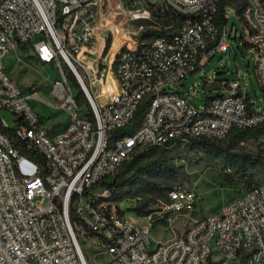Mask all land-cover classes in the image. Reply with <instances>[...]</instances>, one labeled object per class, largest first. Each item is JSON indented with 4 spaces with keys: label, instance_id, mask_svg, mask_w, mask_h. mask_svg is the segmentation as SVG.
I'll return each mask as SVG.
<instances>
[{
    "label": "built area",
    "instance_id": "1",
    "mask_svg": "<svg viewBox=\"0 0 264 264\" xmlns=\"http://www.w3.org/2000/svg\"><path fill=\"white\" fill-rule=\"evenodd\" d=\"M96 1L0 0V264H89L82 233L101 246L95 258L108 255L106 264H264V180L198 218L197 192L177 182L168 201L143 217L147 223L129 219L123 202L103 184L124 161L151 147L221 140L234 127L264 124V100L250 105L240 79L209 81L224 92L201 109L174 86L211 55L231 48L228 24L222 30L216 24L221 0H164L185 19L150 42L120 48L111 64L117 88L103 104L95 100L91 77L100 67L78 59L90 54L97 38ZM243 1L241 14L233 5L227 10L239 18L244 41L255 50L264 95V0ZM141 11L152 19L149 9ZM23 45L60 70L51 91L70 115L61 128L45 124L32 104L36 90L18 86L7 70L6 55ZM144 99L149 105L142 125L131 134L116 133ZM1 111L15 116L14 125ZM163 217L171 227L177 219L185 227L157 241L152 227Z\"/></svg>",
    "mask_w": 264,
    "mask_h": 264
},
{
    "label": "rangeland",
    "instance_id": "2",
    "mask_svg": "<svg viewBox=\"0 0 264 264\" xmlns=\"http://www.w3.org/2000/svg\"><path fill=\"white\" fill-rule=\"evenodd\" d=\"M96 2L98 34L96 41L93 42L88 51L92 56L83 52L86 56L82 57L81 54L79 58L83 61L89 58L95 66L100 67H96L99 72L96 75V82H94V93L100 95L99 101L103 104L108 100L107 93L116 90L117 77L111 69L114 55H110L113 47L116 48L115 39L122 33L125 36L119 41L117 48L124 45L134 47L138 43L142 44L141 32L150 28L164 29V14L171 7L164 0H97ZM143 8L151 11L152 19L133 17V13L137 12L138 14ZM227 12L230 17L226 40L232 44L231 48L228 51L211 55L205 66L200 67L195 74L181 81L178 85H174L176 91L186 93L188 100L200 109L205 105L207 98L224 92L223 90H214L208 85L209 81L216 80L240 79L245 93H249L254 101L261 105L264 100L255 69V50L245 44L243 37L247 33L239 18L233 14L232 9H228ZM110 27L115 30V35L112 34ZM233 29H238L237 37L233 34ZM110 37L112 45L106 53L105 46ZM40 39L41 36L38 35L33 42ZM32 55L31 48L26 51L22 49L11 51L5 57L7 70L18 86L22 88L32 87L36 90L32 104L35 111L46 118L47 126L49 128H61L70 122V115L55 104V98L51 91L60 70L52 64L39 61ZM72 81L75 92L81 93V88L73 77ZM195 84H198V88L194 87ZM195 89L197 90L196 94L189 95L188 92ZM1 114L5 116L8 124L14 125L15 116L13 114L6 111H1ZM239 147L244 152L256 151L264 154V137L256 141L242 143ZM173 155L176 158V164L180 167V181L191 186L199 196L194 218L211 215L228 200L239 196L249 183L264 180V169L262 168L253 171L247 178L240 179L234 176L232 170L225 166L222 161L212 159L197 151H191L188 146L180 147ZM138 203L139 200L129 199L123 202L127 217L139 223H147V220L132 211ZM190 217V214L189 216L182 215L181 219L188 220ZM184 227L185 225L179 219L175 220L174 227L166 223L154 224L152 237L157 241L168 240L173 237L174 232H179ZM80 241L89 264L107 263L109 257L106 253H99L98 257L95 258L96 253L102 249L99 244L92 243L83 233L80 234Z\"/></svg>",
    "mask_w": 264,
    "mask_h": 264
},
{
    "label": "trees",
    "instance_id": "3",
    "mask_svg": "<svg viewBox=\"0 0 264 264\" xmlns=\"http://www.w3.org/2000/svg\"><path fill=\"white\" fill-rule=\"evenodd\" d=\"M230 5L235 6L238 14H241L246 3L243 0H221L219 2L216 24L220 30L228 24L229 17L226 16V12L227 7ZM164 16L163 23L165 27L178 24L185 19V16L176 13L172 8L168 9ZM165 33V29L150 28L141 32L140 39L143 42H150ZM111 45L112 40L110 37L106 42V53ZM28 48L27 45L20 47L23 51ZM246 101L250 105L253 103L249 93H247ZM148 105L149 101L144 99L130 124L117 130L116 133L131 134L136 131L144 121ZM261 137H264V124L247 128L234 127L224 139H196L188 147L191 151H197L212 159L222 161L225 166L232 170L234 176L245 179L253 171L259 168L264 169V154L256 151L244 152L239 149V146L242 143L259 140ZM180 147L178 144L174 146H155L136 153L129 160L124 161L119 171L109 181H104L103 184L111 188L115 200L119 203L127 199L139 200L132 211L139 217L148 216L160 208V200L168 201V191L175 183L181 182L180 167L176 164V158L173 155ZM40 161H43L41 157ZM260 182L249 183L242 193ZM165 218H160L159 221L167 224Z\"/></svg>",
    "mask_w": 264,
    "mask_h": 264
},
{
    "label": "bare ground",
    "instance_id": "4",
    "mask_svg": "<svg viewBox=\"0 0 264 264\" xmlns=\"http://www.w3.org/2000/svg\"><path fill=\"white\" fill-rule=\"evenodd\" d=\"M142 13H143L142 11H139L138 14H137V12H135V13H133V17H135V18H142V17H143V16L141 15ZM124 37H125V36H124V34L122 33L121 36H119L117 39H115L114 43L116 44V46H118L119 41H121L122 38H124ZM99 39H100V38H99ZM120 43H121V42H120ZM93 52H94V51H93ZM111 53H112V52H111ZM81 56H82V57H85L86 55L82 53ZM78 59L81 60V61H83V60L80 59L79 57H78ZM84 62L88 63L89 68H92V66L94 67V65H92V62L90 61L89 58H88V60H86V61H84ZM97 73H98V71H92V72H91V77H92V82H93V83H92V85H93V90H94V88H95V86H94V82H95V78H96ZM110 92H112V91H110ZM110 92H108V93H110ZM94 97H95V96H94ZM95 100H96L97 102L100 103V101H99L98 98H96Z\"/></svg>",
    "mask_w": 264,
    "mask_h": 264
},
{
    "label": "crops",
    "instance_id": "5",
    "mask_svg": "<svg viewBox=\"0 0 264 264\" xmlns=\"http://www.w3.org/2000/svg\"><path fill=\"white\" fill-rule=\"evenodd\" d=\"M96 41V40H95ZM94 41V42H95ZM120 48H121V46H119L118 48H117V46H116V48L115 47H113V51H112V53L110 54V55H114V57H115V55L118 53V51L120 50ZM90 56H92L91 54H90ZM112 56H110V57H112ZM91 58V57H90ZM116 88H117V83H116ZM98 99H99V97H100V95L99 94H96V93H93ZM109 93H107V99H108V97H109V95L111 94H109ZM59 108H61L62 110H64L62 107H59ZM49 120V119H48ZM44 121H45V124L47 125L48 124V121L46 120V118L44 117Z\"/></svg>",
    "mask_w": 264,
    "mask_h": 264
}]
</instances>
